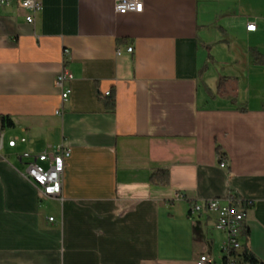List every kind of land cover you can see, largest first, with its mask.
Masks as SVG:
<instances>
[{
	"label": "crops",
	"instance_id": "obj_1",
	"mask_svg": "<svg viewBox=\"0 0 264 264\" xmlns=\"http://www.w3.org/2000/svg\"><path fill=\"white\" fill-rule=\"evenodd\" d=\"M11 1L0 8V119L13 123L0 130V264H224L216 216L189 211L229 197L245 212L240 254L264 264V0H138L142 12L124 15L116 0H39L30 24ZM60 147L61 195L43 197L22 155ZM159 170L167 185L151 183Z\"/></svg>",
	"mask_w": 264,
	"mask_h": 264
},
{
	"label": "built area",
	"instance_id": "obj_2",
	"mask_svg": "<svg viewBox=\"0 0 264 264\" xmlns=\"http://www.w3.org/2000/svg\"><path fill=\"white\" fill-rule=\"evenodd\" d=\"M11 3V0H0V8L8 7ZM15 3L20 9L29 12L25 18L28 24L33 22L34 15L41 10L39 0H16ZM142 9V3L138 0H116L114 4V11L119 15L141 13ZM255 29L256 26L252 23L246 26L247 32H254ZM126 51L127 53H132L133 49L128 47ZM66 52L64 51V54ZM116 54L119 55L120 52L117 51ZM73 80V75L65 69L56 78V86L61 89L60 97L63 102L69 99L71 93L69 84ZM109 95V92L105 94V96ZM69 155L70 150L63 147L54 151L43 152L39 155L25 153L22 158L26 159L27 163L23 175L43 197H58L62 191L65 160ZM43 163H47V167H43ZM220 167L224 168L225 163L221 162ZM176 198H181V196L176 195ZM240 206L241 203L239 201L229 197L225 199V202L220 199L205 200L200 204L192 205L189 211L191 216H199L203 213H210L216 216L214 228L225 236V242L222 245L224 264H240L242 260L239 239L243 231L245 212ZM49 221L52 222L53 219H49ZM209 263L210 260L206 255H200L195 264Z\"/></svg>",
	"mask_w": 264,
	"mask_h": 264
},
{
	"label": "trees",
	"instance_id": "obj_3",
	"mask_svg": "<svg viewBox=\"0 0 264 264\" xmlns=\"http://www.w3.org/2000/svg\"><path fill=\"white\" fill-rule=\"evenodd\" d=\"M106 107L108 109H113L114 107V96L113 94L110 95L109 98L105 101ZM13 126V123L10 118L8 117H1L0 119V130H3L5 128H11ZM150 181L152 184L157 185H167L169 181V176L166 171L159 170L152 174ZM242 261L244 264H258L257 260L254 258L253 255L248 253L247 250H244L242 254Z\"/></svg>",
	"mask_w": 264,
	"mask_h": 264
},
{
	"label": "rangeland",
	"instance_id": "obj_4",
	"mask_svg": "<svg viewBox=\"0 0 264 264\" xmlns=\"http://www.w3.org/2000/svg\"><path fill=\"white\" fill-rule=\"evenodd\" d=\"M220 48H223V47H220ZM236 47H234V49L232 50V56H236L237 57V51H236ZM225 51H226V48L224 49ZM215 53H217L216 52V50H215V48H212L211 49V51H210V54H211V56L213 57L214 56V54ZM223 56H224V54H222V55H220V57L223 59ZM228 56H230V54H228ZM255 57V56H254ZM221 72V70L217 67V68H214L213 69V72L211 73V74H214V73H220ZM227 82H228V85H226V83H224V80L222 79V84L223 85H225L226 87L224 88V91L226 90V91H228V89H229V87H232L233 85H234V82L231 80H227ZM241 80L240 81H238L237 82V84H236V86H237V88L238 89H240V86H241Z\"/></svg>",
	"mask_w": 264,
	"mask_h": 264
}]
</instances>
